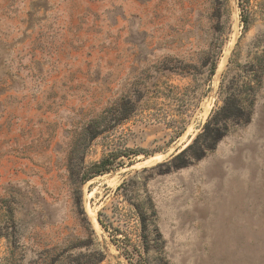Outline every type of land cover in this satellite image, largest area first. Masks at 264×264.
Here are the masks:
<instances>
[{
	"label": "rangeland",
	"instance_id": "obj_1",
	"mask_svg": "<svg viewBox=\"0 0 264 264\" xmlns=\"http://www.w3.org/2000/svg\"><path fill=\"white\" fill-rule=\"evenodd\" d=\"M0 264H264V0H0Z\"/></svg>",
	"mask_w": 264,
	"mask_h": 264
},
{
	"label": "trees",
	"instance_id": "obj_2",
	"mask_svg": "<svg viewBox=\"0 0 264 264\" xmlns=\"http://www.w3.org/2000/svg\"><path fill=\"white\" fill-rule=\"evenodd\" d=\"M213 69L214 66L212 67V70ZM247 108L246 103L240 102L234 98H225L223 104L216 110L215 115L226 110L229 111V116L227 118L232 120L233 118H239V113L243 114ZM106 113H108V109L105 111V114ZM214 119V115H212L203 125L202 131L197 133L190 143L178 153L174 154L166 163L171 164L178 161L174 167H183L191 161L202 158L208 151L213 150L226 131V127L217 125L218 123L214 122ZM107 164V159H102L98 164H94V175L103 173L104 170L107 169Z\"/></svg>",
	"mask_w": 264,
	"mask_h": 264
}]
</instances>
